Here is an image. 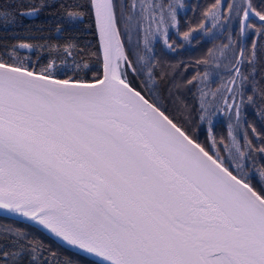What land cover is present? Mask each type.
I'll use <instances>...</instances> for the list:
<instances>
[{"label":"snow or ice","instance_id":"obj_1","mask_svg":"<svg viewBox=\"0 0 264 264\" xmlns=\"http://www.w3.org/2000/svg\"><path fill=\"white\" fill-rule=\"evenodd\" d=\"M22 2L0 0V27L55 21L0 43V214L89 264H264V0H211L184 31L180 0ZM215 29L203 72L177 79L157 54ZM0 264L79 262L0 225Z\"/></svg>","mask_w":264,"mask_h":264},{"label":"trees","instance_id":"obj_2","mask_svg":"<svg viewBox=\"0 0 264 264\" xmlns=\"http://www.w3.org/2000/svg\"><path fill=\"white\" fill-rule=\"evenodd\" d=\"M180 2L184 5L183 8L177 9L178 18L180 21V30L184 31L187 29V25L191 23L195 25L196 22L200 19L201 12L204 8L211 3V0H180ZM14 3L18 6L16 11L19 10V6H23L22 0H14ZM55 12V8H46L44 9L38 17H20L19 19L22 23H19L14 26H9L7 28L0 27V43H13L16 40H24L29 37H39L41 35L40 29H43V35L48 34V30L54 24L55 18L52 13ZM92 24L91 28L87 26ZM81 28L84 29V35L82 40L90 41L92 45H96V38L94 36V24L90 19H86L84 24L81 25ZM227 35L226 30H213V36L208 37L200 34L199 32L193 35L191 43L185 42L179 50L175 53H170L165 51L159 44L156 46L157 54H162L163 57H175V56H190L192 59H186L178 62V67L182 70L185 76L191 77L195 71L203 72L205 69L200 67L199 69L193 63L196 59L200 58L204 53H201L202 46L212 47L213 44H218L224 40V37ZM173 40L176 41L177 44H180V40L177 39L176 35L173 34ZM29 42H32L29 40ZM20 54L30 55L33 60H36V54L32 52H28L27 50H20ZM162 58V57H161ZM163 59V58H162ZM185 59V58H182ZM46 60V56H41V62ZM93 71L99 69V64L96 60L92 61ZM185 65H187V70H185ZM91 75V73L89 74ZM219 81L217 80V83ZM213 87L216 85L213 84ZM248 119L255 121V117L252 115V110L248 109ZM226 124L227 119L221 118L220 116L215 119V131L217 134L223 135L226 134ZM258 124V122H257ZM199 138L201 141L206 139V132L200 131ZM0 225L14 226L17 228L25 229L32 233L34 236L39 237L44 241V243L51 247L54 251H56L61 260L63 258H70L73 262H79V264H89V262L93 259L91 257H85L82 254L77 253L75 249L69 248L66 245H62L61 242L56 240L55 238L50 237L47 233L42 230H38L35 226H32L29 222L9 217L4 214H0Z\"/></svg>","mask_w":264,"mask_h":264},{"label":"rangeland","instance_id":"obj_3","mask_svg":"<svg viewBox=\"0 0 264 264\" xmlns=\"http://www.w3.org/2000/svg\"><path fill=\"white\" fill-rule=\"evenodd\" d=\"M207 48L208 47H205V46H202V48H201V53H203L204 51H206L207 50ZM158 55L160 56V57H162L163 59H166V60H168V61H170V62H172V63H174V64H178V62L179 61H182V60H186V59H192V57H190V56H183V57H181V56H175V57H169V58H166V57H163L162 56V54H160V53H158ZM182 58H185V59H182ZM182 62H184V61H182ZM181 69L179 68V67H177L176 69H175V76H176V78L177 79H180V78H184V79H186V78H189L188 76H185L183 73H181ZM199 71V70H198ZM194 74V73H193ZM221 118H224V119H226V117H224V116H220Z\"/></svg>","mask_w":264,"mask_h":264},{"label":"water","instance_id":"obj_4","mask_svg":"<svg viewBox=\"0 0 264 264\" xmlns=\"http://www.w3.org/2000/svg\"><path fill=\"white\" fill-rule=\"evenodd\" d=\"M93 24H94V23H93ZM16 218L21 219V220H24L23 218H19V217H16ZM24 221H26V220H24Z\"/></svg>","mask_w":264,"mask_h":264}]
</instances>
